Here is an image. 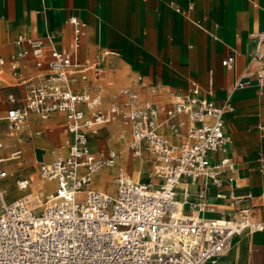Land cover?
Segmentation results:
<instances>
[{
    "label": "built area",
    "instance_id": "obj_1",
    "mask_svg": "<svg viewBox=\"0 0 264 264\" xmlns=\"http://www.w3.org/2000/svg\"><path fill=\"white\" fill-rule=\"evenodd\" d=\"M69 22L70 50L58 48L49 33L18 34L8 59L0 56V73L7 67L14 79L9 86L24 89L21 96L9 93L0 110V264H219L235 236L264 229V219L252 217L253 192L237 191L241 183L225 133L231 93L250 87L264 93V30L250 33L246 66L221 103L212 82H192L169 102H158L141 99L130 86L108 99L101 91L103 56L79 60L85 23L74 16ZM236 57L230 49L222 66L232 69ZM29 59L35 70L26 72ZM53 113L63 114L65 135L39 166L40 176L53 182L52 196L39 212L28 194L6 202L4 183L22 149L5 141L18 139L32 115L45 120ZM115 119L129 125L128 147L146 150L153 169L147 180L117 173L111 192L92 181L118 152L95 153L90 138ZM256 159L264 184V151ZM28 183L20 178L17 186ZM214 199L227 206L218 216H212L219 209Z\"/></svg>",
    "mask_w": 264,
    "mask_h": 264
},
{
    "label": "crops",
    "instance_id": "obj_2",
    "mask_svg": "<svg viewBox=\"0 0 264 264\" xmlns=\"http://www.w3.org/2000/svg\"><path fill=\"white\" fill-rule=\"evenodd\" d=\"M168 1L0 0V56L8 59L14 50L13 41L18 34L43 37L49 33L54 37L58 48L70 50L73 25L69 18L74 16L85 23L76 57L81 61H91L97 55L103 56L102 64L106 76L101 81V91L108 99L118 88L130 86L138 92L139 97L140 93L144 96L141 99L169 102L173 92L187 90L192 82L202 87L212 82L214 99L221 103L231 88L220 100L217 84L228 81L231 77L232 87L237 75L245 68L253 49L250 33L264 30V27L246 30L243 34L222 29L220 23L211 17L217 14L222 20L227 19L222 9L230 5L232 0H174L182 8V12H177ZM189 4H192V9L187 10ZM254 4L251 7L242 6L235 12L236 18L245 23L248 19L251 21L255 16L259 17V11ZM224 38L231 43H225ZM230 49L236 50L237 57L235 66L227 69L222 66L221 59ZM219 53L222 54L218 62ZM27 64L26 72L35 70L30 59ZM208 67L209 74L206 72ZM1 76L0 88L13 83L14 79L7 67L3 68ZM130 78V85H121ZM241 90L243 89L234 90L230 97ZM5 104V99L0 101V110ZM260 110L264 114V101L260 102ZM59 118L60 113L50 116V120ZM31 121L34 123L37 119L32 115ZM62 121L64 123V116ZM260 127L264 128L262 125ZM231 131L235 137L237 133L234 126ZM225 133L228 136L227 113ZM260 151H264V148H259L256 158ZM228 154L236 162L238 180L241 183V188L237 191L253 192L252 217L256 220L264 219V200L259 202L263 203L261 208L257 207L259 204L256 202L264 195V184L257 166L256 173L244 165L238 167L241 162L234 159L229 141ZM256 177L258 185L255 184ZM214 202L219 209L212 216H218L220 207L227 206L222 200L214 199ZM244 233L250 235L241 237ZM219 264H264V229L245 231L235 236Z\"/></svg>",
    "mask_w": 264,
    "mask_h": 264
},
{
    "label": "rangeland",
    "instance_id": "obj_3",
    "mask_svg": "<svg viewBox=\"0 0 264 264\" xmlns=\"http://www.w3.org/2000/svg\"><path fill=\"white\" fill-rule=\"evenodd\" d=\"M215 1L219 2V0ZM254 2L259 4L255 7L258 9L260 15L259 17L255 16L256 20L254 19L250 21V19H248L247 22L244 23L243 21L236 18L235 12L237 10H240L242 6L251 7L253 6ZM222 10L225 12V17L227 16V19L225 18L222 20V18L217 14L212 15L211 18L218 21L222 29H226L229 32L238 31L239 34H243L246 32V30H255L257 28L264 27V0H232L230 5H228L225 9L223 8ZM188 23L193 26V24L189 21ZM224 41L227 44L231 43V41L227 40L226 38H224ZM218 43L219 45H222V42L218 41ZM225 49L226 46H224V50ZM221 54L222 53L218 54V62ZM222 70L225 69L222 68ZM206 72L208 74L210 73L209 67L206 69ZM131 79L132 78L128 79L121 85H130ZM230 80L231 77L228 81L225 80L217 84L220 100L224 98L225 93L231 88ZM221 86L223 89H220ZM114 89L116 88H112V90ZM21 91H23L22 86L2 87L0 88V101L5 99L6 104H9L7 102V95L11 92L15 95H18ZM140 97L144 98L141 93ZM230 98L232 109L227 112V134L231 138L230 139L228 137L231 153L235 160L241 162L239 165H237L238 167L244 165L256 173V153L260 147L264 148V128L262 129L260 127L261 125L264 126V114L260 110V102L264 101V93H260L255 87H250L235 92ZM48 119L50 120V117ZM48 119L44 121H48ZM62 119L63 116L60 113V118L58 120L61 121L60 125L57 127L58 132L54 138H50L49 136V133L55 129L54 126H45L44 121L37 119L36 122L33 123L31 121L23 128L18 139H8L5 141L10 147H20L22 149L21 160H16L12 163V174L6 179L4 183V186L7 188V195L5 196L6 202H10L20 196H23L24 194H28L29 198L34 197V195H30V182L32 179H43L40 176L39 166L40 163L47 162L51 159L53 154L52 150L62 141L63 136L65 135V131L63 130L62 126ZM117 123L119 124L118 127H116ZM232 126H234L235 132L237 133L235 134V137L229 132L230 127L232 130ZM35 136L37 137L36 140H34ZM130 138L131 134L129 125L123 123L120 119L113 120L112 122L103 126L97 134L91 136L90 148L93 152L98 153L101 149L104 151L114 149L118 152V156L113 165L102 166L96 173L98 174L101 169H112L107 173V180L104 183H101L103 190H105L107 187H111V189L107 191H113L112 178L117 173L132 175L138 177L139 179H143L136 174L139 161H141L143 168L149 170L152 173L153 167L149 153L144 149L140 154L134 153L132 149L128 147ZM238 144L239 147L237 146ZM42 147H47V149L41 152L40 148ZM123 153L126 155L125 160H123L122 157L124 155ZM122 165L123 167H121ZM121 169H123V171ZM238 171L240 173V168ZM20 178L29 180L28 186L26 188H19V186H17V181ZM255 184H259L257 177L255 179ZM92 186L94 188H99L98 184L93 183V181ZM254 188L257 190L256 187ZM43 200H45V197L44 195H41V201ZM263 200L264 195L260 199L258 198L256 202L259 204V202ZM257 207H263V203L257 205ZM41 208L42 207L40 206H36L35 211L39 212ZM248 235L250 234L244 233L241 237ZM237 240H239V238Z\"/></svg>",
    "mask_w": 264,
    "mask_h": 264
},
{
    "label": "bare ground",
    "instance_id": "obj_4",
    "mask_svg": "<svg viewBox=\"0 0 264 264\" xmlns=\"http://www.w3.org/2000/svg\"><path fill=\"white\" fill-rule=\"evenodd\" d=\"M254 5L258 6L259 4L255 2ZM0 78L2 79L1 73H0ZM60 121L61 120H58V119H52V120L44 121L45 126H49V127L54 126V128H55L51 133H49L50 138H54L56 136V134L58 132L57 127L60 125ZM118 125L119 124L117 123L116 127H118ZM229 131H230V134L233 135V132L231 131V129ZM36 139H37V137L35 136L34 140H36ZM46 149H47V147H42V148H40V151L43 152ZM122 157H123V160H125L126 155L124 154ZM141 164H142L141 161H139L138 165H137L138 169H136V174L139 175V177L143 178V179L152 178V173L149 170L143 168ZM123 165L121 167H123ZM111 170L112 169H109V170L108 169H101L98 174L94 175L93 183L98 184L99 189H103L101 186V183H104L107 180V177H106L107 173H108V171H111ZM121 170L123 171V169H121ZM52 185H53V183L49 180L32 179V181L30 182V186H31L30 195H34V197H32V198L28 197V198L32 202V204L35 205V207L36 206H40V207L44 206V200L41 201V195H44L45 198H50L52 196V192H53V190H52L53 186ZM110 189H111V187L105 188V190H110Z\"/></svg>",
    "mask_w": 264,
    "mask_h": 264
}]
</instances>
